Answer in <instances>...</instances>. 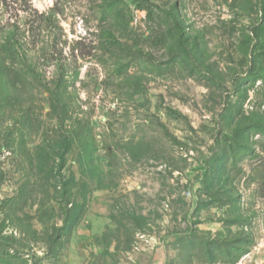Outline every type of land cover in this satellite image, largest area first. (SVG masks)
Masks as SVG:
<instances>
[{
	"label": "rangeland",
	"instance_id": "obj_1",
	"mask_svg": "<svg viewBox=\"0 0 264 264\" xmlns=\"http://www.w3.org/2000/svg\"><path fill=\"white\" fill-rule=\"evenodd\" d=\"M0 264H264V0H0Z\"/></svg>",
	"mask_w": 264,
	"mask_h": 264
}]
</instances>
